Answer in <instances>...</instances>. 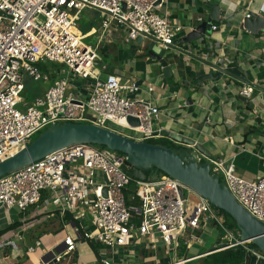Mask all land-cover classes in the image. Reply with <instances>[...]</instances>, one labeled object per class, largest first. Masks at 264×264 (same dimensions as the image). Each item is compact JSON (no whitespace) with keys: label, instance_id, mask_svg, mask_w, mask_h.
<instances>
[{"label":"built area","instance_id":"built-area-1","mask_svg":"<svg viewBox=\"0 0 264 264\" xmlns=\"http://www.w3.org/2000/svg\"><path fill=\"white\" fill-rule=\"evenodd\" d=\"M169 1L0 0V161L26 146L37 132L66 121L94 123L115 130L107 125L112 121L138 132V136H133L115 130L137 140L165 137L181 146L155 128L161 109L140 95L143 87L135 78L114 72L103 77L107 66L97 67L101 39L113 27L125 29L126 42H137L143 36L165 49H178L175 39L183 25L170 19ZM85 8L100 13V38L95 45L87 43L89 33L78 28L79 12ZM251 15L247 10L245 16ZM216 28L212 25V29ZM42 63L60 64L59 75L44 93L27 101L23 97L26 75L37 81L51 80V72L44 70ZM71 76L92 79L86 98L71 86ZM151 91L152 85L148 89ZM253 92L254 85L246 83L239 90L248 98ZM129 116L138 118L140 124L132 125ZM127 158V154L107 146L81 142L60 148L0 178V205L6 209L18 207L27 211L33 207L40 213L43 192L48 191L47 211L58 212L64 219L71 215L58 245L63 248L58 253L55 248L44 253L48 261L42 264L60 263L76 251L80 239L103 246L99 261L94 264H120L117 257L124 259L122 250L139 247L142 238L153 243L159 237L172 245L190 230L187 242H201L196 232L208 223L225 230L223 240L228 241L222 240L216 246L218 250L243 245L247 253L261 258L264 264L263 251L252 246L251 241L240 240L239 231L226 225L225 218L208 198L166 173L146 180L134 177L123 167ZM197 159L208 161L211 173L222 175L234 197L264 221V175L246 179L237 173L233 161L205 153H199ZM97 170L104 176L99 183L95 182ZM191 193L197 196L196 200L191 199ZM135 215L139 216V223L134 220ZM35 216L30 213L21 223ZM25 228L20 226L12 238L0 237V250L19 248ZM41 245L42 241L37 239L20 255L33 253Z\"/></svg>","mask_w":264,"mask_h":264},{"label":"crops","instance_id":"crops-1","mask_svg":"<svg viewBox=\"0 0 264 264\" xmlns=\"http://www.w3.org/2000/svg\"><path fill=\"white\" fill-rule=\"evenodd\" d=\"M209 3L220 7L221 20H214L212 23L217 25V28L211 27L199 40L187 44L179 42L176 44L178 49H168L167 52L175 57L169 59L170 70L166 73L161 66L155 65L156 63H148V55L143 53L137 42L124 40V28L117 30L114 27L101 39L97 67L101 69L103 65L107 66L102 72L103 77H106L108 72H114L123 77L143 81L142 87L144 90L146 86L148 97L143 94L141 96L151 99L152 103L161 109L159 119L154 123L155 128L160 131L167 129L179 137L197 140L211 153V157L233 161L239 175L256 179L264 175V29L261 35L257 36L242 28L240 23L246 17L247 10L264 15V0H170V19L183 25L175 40L200 23L199 17L203 20L210 18L212 9ZM97 23L98 27L89 28L87 33L89 36L96 35V40L99 41L101 22L97 20ZM203 60L220 65H235L239 62L247 70L248 79L259 87H254L251 98H248L239 93L244 83L227 75L217 80L206 79L200 83L198 76L208 69L201 62ZM46 66L47 71L51 72L50 85L58 77L61 65L48 63ZM70 83L86 98L92 79L71 76ZM49 85L43 87L36 96L44 93ZM150 85L153 86V91L148 92ZM161 139L169 141V138ZM13 209L14 207L6 209L0 205V211L6 210L8 213H0V231H3L0 234L1 239L12 238L17 228L29 226V223L39 216L44 218V221L41 225L40 220H37V223L40 229L47 233L43 238L36 239H40L46 247L41 245L35 252L20 258L21 251L31 245V239L26 236L22 245L12 250L13 256H18V259H12L6 250H0V264H42L43 254L57 244L50 240L51 233L65 229L67 219L58 212L49 213L45 198L41 203V212L30 218L31 220L28 219L25 224L19 222L16 214L12 213ZM208 224L198 231V234L205 229L209 231V234H205L206 239L199 234L201 242H187L190 230L179 237L186 243L179 255V238L172 245L163 242L162 249L155 243L158 238L153 243H150L148 238H142L139 247L135 245L124 248V259L120 256L117 259L120 264H214L213 252L219 251L214 248L222 242L224 233L222 235L216 230L215 226L219 227L215 223H211L214 227L209 230ZM12 225L15 226L11 227ZM88 242L93 251L90 250L84 256L89 261L79 259V246L84 250L86 248L84 244L77 243L73 254L78 256V264H94L99 261L93 245ZM101 252L102 248L100 254Z\"/></svg>","mask_w":264,"mask_h":264},{"label":"water","instance_id":"water-1","mask_svg":"<svg viewBox=\"0 0 264 264\" xmlns=\"http://www.w3.org/2000/svg\"><path fill=\"white\" fill-rule=\"evenodd\" d=\"M209 5L212 9L210 18L192 26L183 37L175 40V45L179 42L187 44L199 40L211 30L214 20H221L220 7L213 3ZM240 26L260 36L264 29V15L254 12L251 17H244ZM137 43L142 47L143 53L148 55V63H156L155 65L161 66L165 73L170 70L169 59H172L174 55L169 54L168 49L159 46L154 39H144L143 36L137 38ZM201 62L208 69L198 76L200 83L206 79L217 80L227 75L243 83L259 87L258 84L248 79L247 70L239 62L235 65L227 63L224 67L210 60ZM142 83V80L138 81L139 85ZM139 92L141 93L142 89ZM132 96L134 97L135 94ZM128 120L132 125L140 124L136 117L129 116ZM160 133L172 137L182 145L175 149L165 143L137 140L94 123L66 121L54 124L47 127L26 146L0 161V178L71 144L83 142L105 145L110 149L127 154L128 158L123 167L132 176L146 180L150 177L156 178L162 171L208 198L213 205L229 213L236 221L240 240L251 241L264 253V221L251 214L234 197L220 177L211 173L208 161L200 162L197 159L199 153H205L208 156H211V153L195 139L179 137L167 129ZM104 191L106 192V188ZM180 191L183 194V190ZM62 248L63 245H60L54 250L60 252ZM42 259L47 262V255H44ZM262 262L263 260L258 259L256 255L246 254L245 264H262Z\"/></svg>","mask_w":264,"mask_h":264},{"label":"rangeland","instance_id":"rangeland-1","mask_svg":"<svg viewBox=\"0 0 264 264\" xmlns=\"http://www.w3.org/2000/svg\"><path fill=\"white\" fill-rule=\"evenodd\" d=\"M100 19V13L99 11H97L96 9H92V8H85L84 10H81L79 12V20H78V28L82 31V33L84 31H87V29L89 28H92L93 26L94 27H98V23H97V20L99 21ZM96 35H91V36H88L85 38V41L87 43H90L92 45H95L97 43V40H96ZM47 84L49 85V81H42V80H34L33 78H31L30 76L26 75L25 76V85H26V88H25V91L23 92V97L25 100L27 101H30L31 99H33L37 93H39L43 87L47 86ZM141 94L145 95V97L147 96L148 97V94H147V89H146V86H145V89L141 92ZM140 94V95H141ZM109 127L115 129V130H118V131H122V132H126L128 134H133L134 136H138L139 133L136 132V131H130L126 128H123L115 123H113L112 121H108V124H107ZM45 129H43L41 132H43ZM41 132H37L36 134H34L32 136L31 139H29V141H32L33 139H35ZM155 140L159 141L158 143H163L162 141L165 140V139H156L154 138ZM124 154V153H123ZM160 174L163 173L162 171L159 172ZM241 176V175H240ZM247 179V178H246ZM220 180L223 182V177L222 175H220ZM104 181V176L102 174L101 171H98L96 172V176H95V182L96 183H99V182H102ZM185 194H189V192L187 191V189L184 191ZM48 191H44L43 192V199L47 197L48 195ZM191 199L192 200H196L197 199V196L194 194V193H191ZM214 207L219 210V212L221 213L220 209H218L215 205ZM0 213H3L5 215H8L7 211L6 210H1ZM12 213H15L17 218L19 219V222L21 221V219L23 217H28L30 213H34L36 216L38 215L37 211L31 207L29 208L27 211H22L21 209H19L18 207H14ZM222 214V213H221ZM223 215V214H222ZM224 217V215H223ZM225 218V217H224ZM31 220V219H30ZM37 220H40L39 224L41 225L42 224V221H44V218L42 217H39L38 218L36 217L35 220H33L32 222L29 223V226H26L25 230L22 232V239H25L26 236L29 237L31 239V245H34L35 244V241L37 240L36 238H43V236L47 233V232H44L43 230L40 229L38 223H37ZM25 224V223H23ZM218 226V225H217ZM210 227H214L211 223L208 224V229L210 230ZM219 228H216V230L220 233H223L225 232V230L218 226ZM19 228H17L18 230ZM16 230V231H17ZM43 231V232H42ZM198 233V232H196ZM209 234V231L208 230H204L202 233L200 232L199 234H201V237L203 239H206V235L205 234ZM66 234V229H60V230H57V231H53L51 233V236H52V239H50L51 241L57 243L56 246H54V248H56L59 244H61L62 242L60 241ZM204 235V236H203ZM237 237H239V235H237ZM49 240V241H50ZM184 239L181 237L179 238V242H180V247H179V251L177 253V255H179L181 253V249H183L186 245L185 241H183ZM225 241H228V239H224ZM162 240L158 239L155 241L156 245L158 247H161L162 249V246H164V243L163 241L161 242ZM22 241L19 242V244H21ZM77 243L79 244H84V247L86 248V250H84L82 247L79 246L78 248V253H79V259L82 258V260L84 261H89V259H87L86 256H84V254L86 255L90 250H92L89 246V242L87 239L83 240V239H80L77 241ZM22 245V244H21ZM42 247H46L45 244L42 245ZM89 247V248H88ZM27 249V247H25ZM24 248V249H25ZM25 249V250H26ZM9 256L13 257L12 259H18V256H13V249L11 247H8L5 249ZM13 250V251H12ZM93 251V250H92ZM58 253V251H56ZM27 254H25L23 257H26ZM20 258H22V256H19ZM67 257V258H66ZM65 259H63L60 263H57V264H78V256L75 254L73 255H70V256H66ZM97 257V256H96Z\"/></svg>","mask_w":264,"mask_h":264},{"label":"trees","instance_id":"trees-1","mask_svg":"<svg viewBox=\"0 0 264 264\" xmlns=\"http://www.w3.org/2000/svg\"><path fill=\"white\" fill-rule=\"evenodd\" d=\"M90 29H87V31H84L83 33H87ZM42 66L44 68V70H48L47 66L45 63H42ZM148 141L150 142H154V143H158L159 141L155 140V139H149ZM163 143L167 144L170 147L173 148H178L179 146H177L176 144H174L172 141H168V140H163ZM105 146V145H102ZM164 173V172H163ZM129 203V202H128ZM221 213L224 215L225 217V223L226 225L231 228L234 229L236 231H239V228L236 224V221L232 218V216L227 213L226 211L220 209ZM70 215L67 214L65 219H69ZM139 216L135 215L134 220L139 223ZM17 224V222L15 223V225ZM15 225H12L11 227H14ZM3 231H0V234ZM90 243L93 245L94 251L97 255L98 258H100V249L103 247L101 244L99 243H95L93 241H90ZM251 245L253 246L254 244L251 243ZM217 248H214V250ZM247 251L245 249V247L243 245H238L236 247H231V248H227V249H223V250H219V251H215L213 252L214 255V264H243L245 261V257H246Z\"/></svg>","mask_w":264,"mask_h":264}]
</instances>
